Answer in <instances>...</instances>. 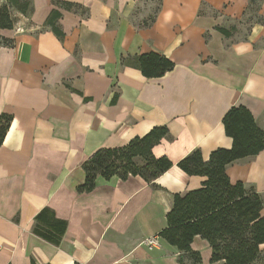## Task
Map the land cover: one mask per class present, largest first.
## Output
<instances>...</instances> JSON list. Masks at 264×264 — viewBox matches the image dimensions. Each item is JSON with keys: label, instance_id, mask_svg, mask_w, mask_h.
Returning a JSON list of instances; mask_svg holds the SVG:
<instances>
[{"label": "crops", "instance_id": "crops-1", "mask_svg": "<svg viewBox=\"0 0 264 264\" xmlns=\"http://www.w3.org/2000/svg\"><path fill=\"white\" fill-rule=\"evenodd\" d=\"M29 1V15L0 31L10 42L0 46V116L11 117L0 146V264H195L158 234L173 197L205 181L177 163L231 149L222 123L230 108L244 107L264 134V25L247 19L251 0H160L155 16L150 0ZM53 10L62 38L45 26ZM149 54L173 68L143 76L139 58ZM155 127L167 134L151 153L172 164L168 171L152 184L115 177L76 192L97 150ZM225 172L258 194L264 215V151ZM44 209L66 223L58 245L33 233ZM151 238L158 248L146 247ZM190 248L196 264H223L210 262L199 236Z\"/></svg>", "mask_w": 264, "mask_h": 264}, {"label": "trees", "instance_id": "trees-1", "mask_svg": "<svg viewBox=\"0 0 264 264\" xmlns=\"http://www.w3.org/2000/svg\"><path fill=\"white\" fill-rule=\"evenodd\" d=\"M6 1L0 6V31L10 30L16 23L10 7L25 15L30 6L29 0ZM257 1L251 0L250 3L254 5ZM65 6L69 8L72 5ZM158 10L159 7L154 16ZM60 17L61 14L53 10L45 26L62 38L63 34L56 24ZM153 21L150 18L149 23ZM256 22L264 25V18L257 16ZM216 30L229 36L223 28L217 27ZM9 43L0 35V46ZM139 64L142 75L147 78L160 77L173 68L172 62L155 54L141 56ZM10 123V116H0V146ZM222 123L226 136L233 141L231 149L213 151L207 162H203L199 151H195L177 163L187 175L200 176L205 181L200 188L173 197L172 208L166 215V228L158 235L195 264L200 262L199 254L190 248L195 236L209 244L211 263L254 264L260 258L264 261L260 250L264 244L263 206L252 189L245 188L241 182L231 183L225 168L236 160L264 151V134L255 126L251 114L241 106L230 108ZM166 134L165 127H155L123 147L97 150L82 164L85 180L76 192L90 193L96 188L98 179L109 181L115 177L123 181L129 176H138L152 184L172 167L165 157L155 158L151 153V149ZM137 158L142 160L141 164L136 162ZM46 212L48 210L44 209L35 217L33 233L58 245L66 223L57 219L47 220Z\"/></svg>", "mask_w": 264, "mask_h": 264}, {"label": "rangeland", "instance_id": "rangeland-1", "mask_svg": "<svg viewBox=\"0 0 264 264\" xmlns=\"http://www.w3.org/2000/svg\"><path fill=\"white\" fill-rule=\"evenodd\" d=\"M151 3H152V7L149 9L153 10L155 13V11L157 10V8L159 7V3H160V0H150ZM262 0H259L257 2H255V4L249 9V12H248V16H247V19L251 22V21H255L256 20V17H257V9L259 8V4ZM6 0H0V6L1 5H4L6 4ZM28 11L26 12L25 16H28L29 13H30V6H28ZM10 10L12 12V15L15 17V20L17 21V18L20 17V13L17 12L13 7H10ZM244 27L246 28L247 27V22L244 23Z\"/></svg>", "mask_w": 264, "mask_h": 264}, {"label": "built area", "instance_id": "built-area-1", "mask_svg": "<svg viewBox=\"0 0 264 264\" xmlns=\"http://www.w3.org/2000/svg\"><path fill=\"white\" fill-rule=\"evenodd\" d=\"M144 244L149 250L159 247V242L157 238L147 239L144 241Z\"/></svg>", "mask_w": 264, "mask_h": 264}]
</instances>
